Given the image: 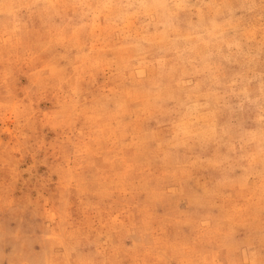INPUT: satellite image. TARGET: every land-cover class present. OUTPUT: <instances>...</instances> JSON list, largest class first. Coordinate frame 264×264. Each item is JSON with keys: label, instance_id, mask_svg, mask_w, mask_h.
I'll return each instance as SVG.
<instances>
[{"label": "rangeland", "instance_id": "rangeland-1", "mask_svg": "<svg viewBox=\"0 0 264 264\" xmlns=\"http://www.w3.org/2000/svg\"><path fill=\"white\" fill-rule=\"evenodd\" d=\"M0 264H264V0H0Z\"/></svg>", "mask_w": 264, "mask_h": 264}]
</instances>
